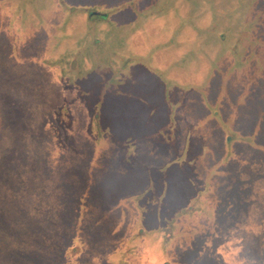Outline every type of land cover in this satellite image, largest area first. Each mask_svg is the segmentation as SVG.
Wrapping results in <instances>:
<instances>
[{"label":"rangeland","instance_id":"obj_1","mask_svg":"<svg viewBox=\"0 0 264 264\" xmlns=\"http://www.w3.org/2000/svg\"><path fill=\"white\" fill-rule=\"evenodd\" d=\"M64 229L79 264H264V0H0V264Z\"/></svg>","mask_w":264,"mask_h":264},{"label":"trees","instance_id":"obj_2","mask_svg":"<svg viewBox=\"0 0 264 264\" xmlns=\"http://www.w3.org/2000/svg\"><path fill=\"white\" fill-rule=\"evenodd\" d=\"M115 91H113V93ZM110 94L111 93H109L108 95H110ZM99 100L101 101V99H99ZM100 107L101 106L97 107L98 109L95 110L96 111L95 112V117L98 116V115H100V113H101L100 110H99ZM224 140H225V138H224ZM131 148H132V150H127V151L125 150V153L128 154L127 158L130 157V159L127 161V163L132 159L133 153H135V152L138 151V150H133V147L132 146H131ZM182 153L184 154V152H182ZM182 153L179 155V156H181L180 160L178 159L176 161V162H178V164H181V163H179V161H182V158H183V154ZM150 190L152 191V188L148 187L143 192H141L139 195L135 196L134 198L137 199V200H135L136 203L137 202L139 203V201L141 199H143V200H141V202L143 201V204L142 205L149 204L151 206V208H155V205L153 203H151V202H148V200L144 197V196L150 195V193H151ZM198 196H199V194H198ZM68 198H70V197H68ZM66 200H67V198H66ZM69 208H71V205L69 206ZM140 213H143V211L140 212ZM136 224H137V227H139V231L138 232H135V234H132L130 236V240L131 239L134 240V235H135L136 237L139 236V237H141L143 239L144 238L147 239L148 240L147 243L149 245L155 244V242H158L159 243V240L156 239V236L154 237V234L155 235L158 234L157 230L156 231H155V229H153V230L152 229L145 230L143 227L140 226L139 221L136 222ZM68 227H69V225H68ZM63 231H65V232L62 233V241H61L62 244L59 246L60 247V251L58 252V255L57 256L58 257L62 256V264H79V259H78L80 257L79 254H82L83 253V251L81 250L80 240L78 242H76L75 240H73L74 235L71 234V233H69L68 232V229H64ZM165 239L166 238L163 235H161V237H160V244H157V246H159V248L161 250H165L168 247V241H167V239L166 240ZM62 245H65V246L63 247ZM128 251H129V249L127 251H125V252L127 253ZM121 258H123V257H121ZM121 258H120V263L119 264H124V262L121 260ZM39 259L42 260V257H40ZM30 263L32 264V262L29 261L28 264H30ZM105 263H107V262L105 261ZM108 263H110V262H108Z\"/></svg>","mask_w":264,"mask_h":264}]
</instances>
